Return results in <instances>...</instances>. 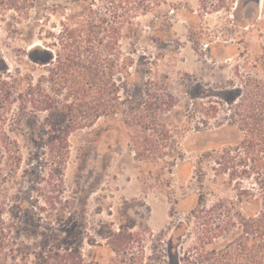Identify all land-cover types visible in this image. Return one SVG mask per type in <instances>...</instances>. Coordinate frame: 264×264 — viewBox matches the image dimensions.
<instances>
[{
	"label": "rangeland",
	"instance_id": "374dc122",
	"mask_svg": "<svg viewBox=\"0 0 264 264\" xmlns=\"http://www.w3.org/2000/svg\"><path fill=\"white\" fill-rule=\"evenodd\" d=\"M66 2L0 0L3 75L43 73L27 54L59 31ZM117 5L96 0L103 13ZM121 6L131 15L120 41L133 58L131 111L137 112L141 96L159 97L166 102L159 121L119 117L102 133L77 130L67 165L57 169L42 131L48 112L33 113L18 101L10 109L3 105L0 206L13 231L9 258L0 251V264H14L11 246L33 251L63 241L75 242L98 264H198V254L215 249L214 258L235 235L205 237L191 217L200 198L208 209L244 188L259 190V172L250 162L226 168L214 159L225 148L237 153L245 139L238 106L264 88V0H132ZM8 138L19 141L17 156L5 152ZM244 208L253 214L260 203ZM120 231L131 237L122 246L111 236Z\"/></svg>",
	"mask_w": 264,
	"mask_h": 264
},
{
	"label": "trees",
	"instance_id": "16d2710c",
	"mask_svg": "<svg viewBox=\"0 0 264 264\" xmlns=\"http://www.w3.org/2000/svg\"><path fill=\"white\" fill-rule=\"evenodd\" d=\"M131 2L132 0H119L121 5ZM121 5H117L109 13H103L97 9L96 0H67L61 6L64 14L60 19L59 31L50 32V42L44 41L43 47H34L27 54L32 62L44 67L40 76L35 78L32 72L23 73L19 69L17 74L6 72L9 74L3 75V66H0L1 125L7 119V115H3V105L10 109L16 101L23 109L30 108L33 113L48 112L42 131L45 145L51 150L53 164L57 169H63L67 165L71 155L70 136L77 130L96 127V132L102 133L119 117L124 122L134 119L138 120L137 123L159 121L158 109L166 103L159 97L141 96L138 101L141 106L135 114L131 111L133 58L124 53L120 44L131 15L130 10L121 8ZM68 9L70 12H67ZM0 63H3L1 55ZM119 76L124 79L118 81ZM262 86H258L259 89L251 93V97L242 99L238 106L245 139L237 146V153L231 148H225L214 159L226 168L233 167L238 162H250L259 172V190L244 188L237 196L219 199L208 209L203 207V199L200 198V209L192 211L191 217L195 215V221L197 220L205 237L212 239L230 232L235 235L225 251L214 258L212 255L216 252L215 249L198 254L199 260L195 258L198 264L203 259L209 261L208 264H264V177H260L264 172ZM33 117L37 118L36 114ZM4 143L8 155L20 154V150L14 151L15 147H20L17 139L5 140ZM242 149L243 156H240ZM146 150L151 155L158 151L156 147H147ZM207 155L212 156L210 153ZM0 158V169L3 170V139ZM251 201L260 203V210L253 214L244 211L246 203ZM5 207L0 206V225L3 224L0 226V251L3 259L8 260L9 254L5 253V249L12 242L13 226L12 222L5 219ZM10 209L11 217H17L16 210ZM218 217L222 219L217 220ZM64 220L65 217L61 216L58 223H63ZM122 234L120 231L111 235L121 238L118 241L121 246L131 238ZM74 243L63 241L49 247L39 246L33 251H21L19 246H11L10 255L14 257V264H98L89 262L81 248ZM33 258L35 263L32 262Z\"/></svg>",
	"mask_w": 264,
	"mask_h": 264
}]
</instances>
